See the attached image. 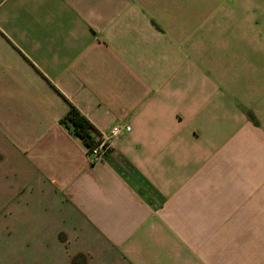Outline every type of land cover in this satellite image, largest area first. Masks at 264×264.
I'll return each mask as SVG.
<instances>
[{"label":"crops","instance_id":"1","mask_svg":"<svg viewBox=\"0 0 264 264\" xmlns=\"http://www.w3.org/2000/svg\"><path fill=\"white\" fill-rule=\"evenodd\" d=\"M149 5L0 0L5 197L88 264H264V66ZM71 106L120 129L103 160Z\"/></svg>","mask_w":264,"mask_h":264},{"label":"rangeland","instance_id":"2","mask_svg":"<svg viewBox=\"0 0 264 264\" xmlns=\"http://www.w3.org/2000/svg\"><path fill=\"white\" fill-rule=\"evenodd\" d=\"M149 2L150 17H165V26L177 21L182 33L196 32V40L212 43L213 49L227 42L230 61L232 55H244L247 66L250 58L251 66H264V0ZM151 25L162 31V23ZM5 185L0 182V264H88L84 253H73L76 241L68 240L66 233L34 229L28 215L23 221V209L30 211L21 207V200L5 197Z\"/></svg>","mask_w":264,"mask_h":264},{"label":"trees","instance_id":"3","mask_svg":"<svg viewBox=\"0 0 264 264\" xmlns=\"http://www.w3.org/2000/svg\"><path fill=\"white\" fill-rule=\"evenodd\" d=\"M60 124L71 130V133L82 142L88 153L95 147L92 125L76 108L71 106Z\"/></svg>","mask_w":264,"mask_h":264},{"label":"built area","instance_id":"4","mask_svg":"<svg viewBox=\"0 0 264 264\" xmlns=\"http://www.w3.org/2000/svg\"><path fill=\"white\" fill-rule=\"evenodd\" d=\"M124 129L125 131L129 130L128 127H125ZM119 132L120 129L118 127H113L107 134L96 135V145L90 153L87 152L88 156L92 158V160H103L111 150V140L115 138Z\"/></svg>","mask_w":264,"mask_h":264}]
</instances>
